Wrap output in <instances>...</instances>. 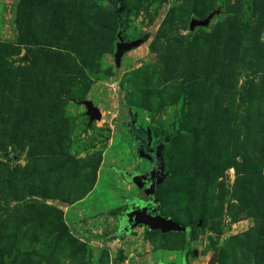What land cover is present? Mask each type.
Returning a JSON list of instances; mask_svg holds the SVG:
<instances>
[{
  "label": "rangeland",
  "instance_id": "rangeland-1",
  "mask_svg": "<svg viewBox=\"0 0 264 264\" xmlns=\"http://www.w3.org/2000/svg\"><path fill=\"white\" fill-rule=\"evenodd\" d=\"M121 39L138 45L117 67ZM146 149L186 240L131 227L135 181L159 171ZM183 248L188 264H264V0H0V264Z\"/></svg>",
  "mask_w": 264,
  "mask_h": 264
},
{
  "label": "water",
  "instance_id": "water-1",
  "mask_svg": "<svg viewBox=\"0 0 264 264\" xmlns=\"http://www.w3.org/2000/svg\"><path fill=\"white\" fill-rule=\"evenodd\" d=\"M137 45L138 42L125 43L122 39L117 43L115 53V63L117 67L121 66L123 55ZM83 104L88 109L91 121L101 119V113L91 101H84ZM155 176V180L152 181L151 179L150 185H146V187H148L146 188L147 190H143V180L139 184L141 189L140 195L129 213V216L133 218L131 226L134 227L140 224L149 228V230L160 231L161 233L184 232L186 230L184 226L161 214L160 205L155 199V191L161 181V170L156 171Z\"/></svg>",
  "mask_w": 264,
  "mask_h": 264
},
{
  "label": "trees",
  "instance_id": "trees-1",
  "mask_svg": "<svg viewBox=\"0 0 264 264\" xmlns=\"http://www.w3.org/2000/svg\"><path fill=\"white\" fill-rule=\"evenodd\" d=\"M112 10H114L115 12H116V14H117V16H119L118 15V12H117V10L115 9V7H112ZM120 18V24H121V26H124V19L122 18V16L120 15L119 16ZM119 39L118 38H116L115 37V42H117ZM140 138L142 139V141H144L145 143H147V133L146 132H142L141 133V135H140ZM144 153H145V155H148L149 156V158L151 159V161H153V164L157 167V168H159V170H161V160H160V158L157 156V154H156V152L155 151H150L149 149H146L145 151H144ZM155 166H154V168H155ZM133 175V173H127V176L128 177H131ZM142 180L143 179H139V180H137V181H135V183L137 184V185H139L141 182H142ZM158 187V186H157ZM157 190V189H156ZM160 209H161V206H160ZM203 218H204V212L202 211L201 212V215H200V218H199V220L197 221V223H196V225L198 226V225H200V223L203 221ZM193 226V225H192ZM191 226V227H192ZM132 227V226H131ZM131 227H129V229H128V232L132 229ZM189 226H185V228L186 229H189L188 228ZM149 229V228H148ZM155 232V231H154ZM156 232H158V231H156ZM160 232V231H159ZM171 233H177V232H171ZM179 233H181L182 235H183V233L182 232H179ZM183 237H184V235H183ZM189 237V236H188ZM188 237H184V239L186 240V239H188ZM184 250H185V248H183Z\"/></svg>",
  "mask_w": 264,
  "mask_h": 264
},
{
  "label": "crops",
  "instance_id": "crops-1",
  "mask_svg": "<svg viewBox=\"0 0 264 264\" xmlns=\"http://www.w3.org/2000/svg\"><path fill=\"white\" fill-rule=\"evenodd\" d=\"M188 258H187V251L181 250V254L178 257V254L173 259H170L169 261H161L158 264H188Z\"/></svg>",
  "mask_w": 264,
  "mask_h": 264
}]
</instances>
